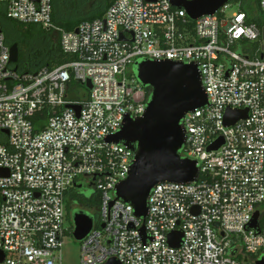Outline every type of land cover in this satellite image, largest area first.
Returning a JSON list of instances; mask_svg holds the SVG:
<instances>
[{
    "label": "built area",
    "instance_id": "1",
    "mask_svg": "<svg viewBox=\"0 0 264 264\" xmlns=\"http://www.w3.org/2000/svg\"><path fill=\"white\" fill-rule=\"evenodd\" d=\"M53 13V0H0V15L53 31L69 57L53 69L20 68L0 23V264H64L74 229L68 200L84 183L100 204L80 240V264L264 261V24L234 0L197 20L170 0H116L70 31ZM257 13L264 16V0ZM143 59L196 63L208 96L182 120L181 155L196 161L198 181L157 184L145 220L116 200L133 153L107 141L127 116L146 112L150 96L133 72ZM228 108L247 117L227 125ZM177 230L176 247L168 238Z\"/></svg>",
    "mask_w": 264,
    "mask_h": 264
},
{
    "label": "water",
    "instance_id": "2",
    "mask_svg": "<svg viewBox=\"0 0 264 264\" xmlns=\"http://www.w3.org/2000/svg\"><path fill=\"white\" fill-rule=\"evenodd\" d=\"M176 8L186 10L191 20L216 13L231 0H170ZM11 60L18 62L19 47L11 45ZM138 80L151 90L148 106L143 116H127L122 129L107 141L123 143L133 153L134 161L129 176L116 187V200L130 203L138 218L148 216V202L152 189L161 182L193 183L199 178L196 161L184 158L181 150L186 144L187 133L182 120L189 112L208 105L198 65L174 60H137L134 63ZM91 87L90 82L87 83ZM79 112L80 107L75 106ZM248 110L228 108L225 113L227 125L240 118H246ZM224 143L219 139L208 147L217 150ZM81 188V185H76ZM257 218V214H256ZM73 238L77 241L85 238L94 225L93 216L84 211L73 214ZM252 226L257 227L255 219ZM142 233L145 228L142 227ZM183 238L180 230L171 232L168 241L179 246ZM5 258L0 250V261ZM106 264H122L111 258ZM257 264H264L258 261Z\"/></svg>",
    "mask_w": 264,
    "mask_h": 264
},
{
    "label": "trees",
    "instance_id": "3",
    "mask_svg": "<svg viewBox=\"0 0 264 264\" xmlns=\"http://www.w3.org/2000/svg\"><path fill=\"white\" fill-rule=\"evenodd\" d=\"M71 0H53L54 2V13H53V19L54 22L63 27L65 30H73L77 26H79L82 22L93 20L96 18L103 17L106 10L116 1V0H107L102 8H100L98 11H92L90 12V2L88 0V8L86 9V12L78 16H69L65 10L63 9V5L68 3ZM235 2L242 1V8L244 11L248 12L250 15H252V22L257 23L258 25H261L262 22V16L261 14L257 13V4L259 0H234ZM87 2V0H86ZM5 18L9 19L8 27L13 28L17 33L20 32L22 29H26L28 34H32L34 29L33 25L23 24L17 21H14L5 15H0V23L2 25L3 30L5 31V28L7 24L5 23ZM39 38L37 39L38 43L39 41L42 43V46H44L43 50L35 51L30 54H22V51L20 49V41L16 38H12V35H6L7 42L12 45L14 43L18 44L19 47V60L21 64L23 62L28 64V70L29 71H36L37 69L41 67H48L50 69H53L55 67H58L69 60V57L65 55L60 46L59 42V36L54 33L51 30H46L41 27H39L37 31ZM133 72H135V66L133 65ZM147 95L148 97L151 94L150 88L146 87ZM37 129H41V126H38ZM100 204V194L98 192H95V194L91 197H86L84 194L78 192L77 188H74L72 192L70 193L69 197V208L71 206H79L84 207L85 205L93 206L95 207L96 211L98 212ZM76 211H85L82 208H76L74 212ZM89 214V213H88Z\"/></svg>",
    "mask_w": 264,
    "mask_h": 264
},
{
    "label": "rangeland",
    "instance_id": "4",
    "mask_svg": "<svg viewBox=\"0 0 264 264\" xmlns=\"http://www.w3.org/2000/svg\"><path fill=\"white\" fill-rule=\"evenodd\" d=\"M91 1V2H90ZM107 0H71L68 3L63 5V9L65 10L64 12H66L67 14H69V16H80L81 14L86 12V9L88 8V3L90 4V12L92 11H98L100 8H102L105 4ZM237 10V8H234L232 10V12H235ZM262 16V24H264V16ZM9 19L5 18V23L7 24L6 28H5V34L8 35H12V38H16L20 41V49L22 51V54H30L33 53L35 51H40L44 49V46H42V43L39 41V43L37 42L39 35L37 33L39 27V25H35V24H28V25H33L32 27L35 28L32 34H28L27 30L22 29L20 30V32H16L15 30H13V28L8 27V22ZM13 20V19H12ZM16 21V20H14ZM19 22V21H17ZM42 28V27H41ZM19 64H21L19 62ZM20 68H24V69H28V64L23 62L21 64ZM135 72H136V68H135ZM96 190L95 188H92L90 190H88L87 192H85V196L86 197H91L95 194ZM73 207H78L79 209L82 208L85 211H87L90 215L94 216L95 218H97V211L95 209V207L93 206H88L85 205L84 207H79V206H73ZM66 226L67 227H73L74 226V222L73 219L69 218L66 222ZM62 257H63V262L64 264H80V259H81V242L77 241L73 238V236L69 233L66 235V237L64 238V244H63V248H62Z\"/></svg>",
    "mask_w": 264,
    "mask_h": 264
},
{
    "label": "flooded vegetation",
    "instance_id": "5",
    "mask_svg": "<svg viewBox=\"0 0 264 264\" xmlns=\"http://www.w3.org/2000/svg\"><path fill=\"white\" fill-rule=\"evenodd\" d=\"M93 186L89 183H84L81 185V188H77L78 192L82 193L85 195V192H87L88 190L92 189ZM68 206H69V200H68ZM74 206V205H73ZM71 206V208H69V212H70V217L73 216L74 214V210L77 208V207H73Z\"/></svg>",
    "mask_w": 264,
    "mask_h": 264
}]
</instances>
